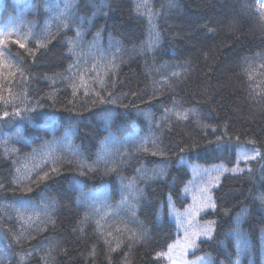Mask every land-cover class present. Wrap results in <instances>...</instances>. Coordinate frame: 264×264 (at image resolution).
<instances>
[{"label":"trees","instance_id":"trees-1","mask_svg":"<svg viewBox=\"0 0 264 264\" xmlns=\"http://www.w3.org/2000/svg\"><path fill=\"white\" fill-rule=\"evenodd\" d=\"M262 5L0 0V264H162L187 162L240 166L244 147L195 254L264 264ZM24 16L32 34L11 35Z\"/></svg>","mask_w":264,"mask_h":264},{"label":"rangeland","instance_id":"rangeland-1","mask_svg":"<svg viewBox=\"0 0 264 264\" xmlns=\"http://www.w3.org/2000/svg\"><path fill=\"white\" fill-rule=\"evenodd\" d=\"M63 1L70 4L75 0ZM40 2L41 0H39ZM59 5H57V10L62 12L63 8ZM36 7L50 12L55 9L51 5H45L43 3L36 5ZM34 8V5L29 6V9L33 10ZM30 25L25 16L19 18L17 24L13 25L14 28L10 31L11 35L32 34L31 30L21 28H31L32 26ZM8 37H10L9 33ZM59 142L67 150L70 148V144L65 139ZM56 147L57 144L55 143L47 147L48 151H44L46 159L52 158L50 156L51 152H53L52 148ZM256 155L257 150L254 148H241L238 154L240 166L237 164L234 167H228L225 164L202 165L196 162H187L191 178L184 187V195L189 199V203L184 209H181L176 207L172 200H169V216L176 224L178 235L175 241L165 251L157 254V258L163 261L162 264H213L206 255L195 254L200 240L212 239L215 235V222L203 220L201 217L214 208L212 206L214 205L213 193L222 177L227 173H234L239 169H244L246 164L253 159L252 157L255 158ZM34 157L31 160L36 164H39L43 160L42 156L39 157L38 154L34 155ZM209 228L211 229L210 236H205L204 232Z\"/></svg>","mask_w":264,"mask_h":264},{"label":"snow or ice","instance_id":"snow-or-ice-1","mask_svg":"<svg viewBox=\"0 0 264 264\" xmlns=\"http://www.w3.org/2000/svg\"><path fill=\"white\" fill-rule=\"evenodd\" d=\"M261 7H264V5H262ZM4 43H6V41L0 40V44H4ZM14 43L19 44V46L22 47V48L25 47V45L23 43H20V41H18V40L14 41ZM4 115L7 116V113H5ZM245 158H247V157H245ZM252 158L254 159V157H252ZM212 206L214 207V205H212ZM210 232H211L210 228L206 229L205 232H204V235L205 236H210ZM235 235H236V240H237V251L239 253V252L244 251L246 249L248 241H247L246 235L243 234L239 230V228H237L235 230ZM236 264H239L238 260L236 261Z\"/></svg>","mask_w":264,"mask_h":264}]
</instances>
